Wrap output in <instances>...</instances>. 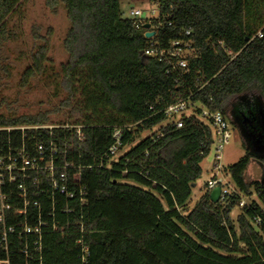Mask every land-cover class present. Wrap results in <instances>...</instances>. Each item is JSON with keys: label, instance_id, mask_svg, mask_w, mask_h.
Instances as JSON below:
<instances>
[{"label": "trees", "instance_id": "16d2710c", "mask_svg": "<svg viewBox=\"0 0 264 264\" xmlns=\"http://www.w3.org/2000/svg\"><path fill=\"white\" fill-rule=\"evenodd\" d=\"M153 2L155 34L145 37L146 19L137 27L119 0H44L50 12L66 11L67 57L57 83L66 94L61 105L72 106L77 117L55 123L68 128L0 129V156L6 160L23 147L29 158L52 159L54 176L67 177V191L53 190L45 170L27 171L24 179L16 173L11 190L4 188L10 205L5 225L13 230L6 233L7 250H0L3 264H264V174L246 179L249 163H264V157L245 148L258 137L264 143V0ZM19 5L0 0V51L10 36L7 19ZM178 40L193 51L185 68L171 56L144 55L152 43L170 47ZM47 48L42 44L32 54L23 79L46 69ZM1 72L7 66L0 56ZM255 99L259 110L251 104ZM180 100L220 111L242 134L245 154L226 169L237 192L225 202H212L205 189L189 207L191 184L201 176L213 136L209 122L196 114L183 116L181 127L165 122L164 109ZM51 112H0V128L49 125ZM124 125L118 150L159 128L123 154L106 156L114 129ZM19 182L26 187L24 214L17 212L24 207ZM252 195L231 218L242 196ZM38 212L46 225L39 234L24 233L36 225Z\"/></svg>", "mask_w": 264, "mask_h": 264}, {"label": "rangeland", "instance_id": "374dc122", "mask_svg": "<svg viewBox=\"0 0 264 264\" xmlns=\"http://www.w3.org/2000/svg\"><path fill=\"white\" fill-rule=\"evenodd\" d=\"M119 5L124 16L127 15L130 8L141 9L144 15L151 17H156L158 12L157 5L153 0H119ZM6 27L10 30V36L0 51V56L7 66V72L0 73V112L6 116H11L30 115L50 110L52 112L49 113L48 120L52 124L68 123L76 118L77 114L72 111V106L63 107L61 105L66 94L57 83L59 81V67L66 61L67 57L62 45V39L69 28L64 8L60 7L56 13H52L48 8H45L44 0H20L17 11L8 17ZM42 44L48 46L47 61L43 63L46 69L35 72L26 80L23 79L24 72L32 65V54ZM251 104L258 106V99L251 101ZM237 105L239 107L245 106L244 103ZM190 111L188 108L185 113L189 114ZM260 115H262V110H260ZM196 116L198 119H203L200 115L196 114ZM176 118V116H169L165 122L173 121ZM227 121L231 136L228 142L222 146L219 161L215 158L216 153L213 144L202 159L200 163L201 176L191 186L189 207H192L203 194L206 181L210 177L220 175L214 169V165L218 162L222 166L221 172L225 176L228 186L235 190L226 169L245 154V148L240 130L231 124L228 117ZM263 125L262 122L261 127L264 131ZM158 128L159 126H155L151 130H144L135 136L131 143L118 150L115 156L123 154L130 146L137 144L144 136L157 131ZM249 145L255 149H264V145L257 143L254 145L246 143L245 147ZM263 174L264 163L258 159H253L246 168V179L257 181L262 178ZM121 182L136 184L129 179H123ZM241 199L247 203L249 200L255 199V196H242ZM238 213L239 207H233L230 214L231 218L234 219Z\"/></svg>", "mask_w": 264, "mask_h": 264}, {"label": "built area", "instance_id": "2783aa9c", "mask_svg": "<svg viewBox=\"0 0 264 264\" xmlns=\"http://www.w3.org/2000/svg\"><path fill=\"white\" fill-rule=\"evenodd\" d=\"M152 12V11H151ZM127 17L133 19V23L139 27L140 23L146 19V23L150 24L151 20L156 17H151L149 15H144L143 11L138 8H130L127 11ZM152 24H150V27L145 30L147 31H153L151 29ZM154 32V31H153ZM155 34V32H154ZM153 34V36H154ZM190 30L187 29L185 30V35H189ZM258 35H260L258 33ZM152 37V36H151ZM192 48L191 44L189 42H181V41H173L170 45V47H158L154 45L153 43L147 47L144 50V55L146 57H154L160 60L161 58H166L167 56H171L176 58V66L185 68L187 64V60L185 59L186 56L192 54ZM199 106V107H198ZM190 108V113L186 114L185 110ZM164 112L167 116H176L177 118L174 120L176 123L177 127H181L182 125V120L183 116H188L192 114H197L202 116L203 120L209 122L210 127H211V135L214 137L212 140V143L214 145V151L216 153L215 158L216 160L219 161L221 158V150L222 146L228 142L231 134L228 129V121L227 117L224 116L220 111H210L208 108L203 106L200 103L196 102H191L190 100H180L176 103L168 105L165 109ZM60 125H55V124H49V125H30V126H11V127H6L3 128L1 127L0 129H6L7 131L12 130V129H30V128H52V127H59ZM62 128H68L70 125H63L60 126ZM129 125H124L122 127H117L114 129L112 133V137L114 138L113 144L108 148L106 151V156H115L118 146L120 145L121 141V135L124 131L125 128H128ZM42 146L39 144L37 145V150H41ZM55 153V151H51V154ZM51 157V156H50ZM70 163H66L64 165V168L69 167ZM221 164L220 162L216 163L214 165V169L216 170L217 173L220 175H215L213 177H210L206 183H205V189L207 191H210L214 187H219L220 189V195H219V201L225 202L227 199L235 194L237 191L231 189L228 186V182L226 181L225 176L222 175L221 172ZM40 171V170H45L48 172V177L51 179L50 186L53 188V190H57L59 193H66V181L67 177L65 174L60 173L58 177L54 176V164L53 160L50 159V161L45 162L44 158L42 156L39 157H31L29 158L26 155L25 149L22 147L16 152L15 155H10L8 154L6 157V160L0 156V225L2 226V229L0 230V250H7V232H11L13 229L11 226L6 227L5 225V211L10 208V205L8 203V197L4 191V188L7 187V189L11 190V186L13 184V181L16 179L15 175L16 173H19L21 177L24 179L26 176L27 171ZM16 190L18 191V196L22 197L24 199V207L21 210H18L17 212L20 214H24L25 212V206L28 204V202L25 199V193H26V187L23 182H19L16 185ZM70 197H73L72 193H68ZM244 201L242 199L239 200L238 207L243 205ZM80 206L84 204V199L81 197L79 200ZM32 206L39 209V203L36 200L32 201ZM71 209L67 208L65 210L66 213H69ZM37 219H36V225L31 227H25L23 229L24 233H35L39 234L41 226H45L46 223L42 221L39 212L37 214ZM56 225L52 224L51 229H55ZM36 247L39 248V241L36 243ZM86 249H83L85 251ZM86 252V251H85ZM81 261H85V255L83 254L81 257ZM6 263L5 260L0 259V264Z\"/></svg>", "mask_w": 264, "mask_h": 264}, {"label": "water", "instance_id": "95a60500", "mask_svg": "<svg viewBox=\"0 0 264 264\" xmlns=\"http://www.w3.org/2000/svg\"><path fill=\"white\" fill-rule=\"evenodd\" d=\"M149 27H150V24L145 23L144 28L148 29ZM153 34H154L153 31H147V32H145L144 35H145V37H151V36H153ZM256 143H257V144L260 143V138H259V137L256 138V140L254 141V144H256ZM258 155L264 157V151H262V152L259 153ZM193 185H194V184H191V186H193ZM209 195H210V200H211L212 202H217L218 199H219V195H220V189H219V187H214L213 189H211Z\"/></svg>", "mask_w": 264, "mask_h": 264}, {"label": "flooded vegetation", "instance_id": "af4514ba", "mask_svg": "<svg viewBox=\"0 0 264 264\" xmlns=\"http://www.w3.org/2000/svg\"><path fill=\"white\" fill-rule=\"evenodd\" d=\"M229 118V121H230V117H228ZM231 122V121H230ZM247 143H249V142H247ZM261 145H264V143L263 144H261ZM249 147V146H248ZM248 147H245V148H248ZM252 151H254L255 153H256V155L257 154H259V153H261L262 151H264V149H255V148H253V147H251L250 148ZM246 151V150H245Z\"/></svg>", "mask_w": 264, "mask_h": 264}]
</instances>
